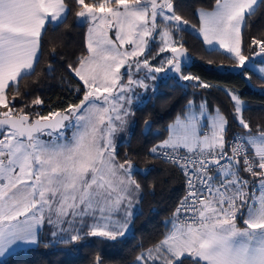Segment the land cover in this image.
Segmentation results:
<instances>
[{
  "label": "snow or ice",
  "instance_id": "snow-or-ice-1",
  "mask_svg": "<svg viewBox=\"0 0 264 264\" xmlns=\"http://www.w3.org/2000/svg\"><path fill=\"white\" fill-rule=\"evenodd\" d=\"M261 3L215 0L212 11L195 13L205 52L225 56L233 62L228 70L248 80L250 74L264 79V59H255L264 58V38L253 37V56L244 54V29ZM73 5L76 25H88L87 55L68 65L82 98L47 114L36 110L40 96L17 108L27 95L20 81L36 71L44 33L64 23ZM178 9L177 0H0V264L41 245L78 250L90 238L119 243L132 231L142 200L136 177L152 170L136 167L128 153L120 158L116 134L134 125V106L142 110L159 82L215 87L184 74L192 58L176 34L188 31L189 21ZM53 71L50 63L45 74ZM225 91L240 132L230 133L228 117L210 111L206 100L189 99L167 135L148 149L182 174L185 195L165 220L162 238L133 264H264V124L253 129L240 95ZM151 123L144 122L143 134ZM94 264H103L101 254Z\"/></svg>",
  "mask_w": 264,
  "mask_h": 264
},
{
  "label": "trees",
  "instance_id": "trees-1",
  "mask_svg": "<svg viewBox=\"0 0 264 264\" xmlns=\"http://www.w3.org/2000/svg\"><path fill=\"white\" fill-rule=\"evenodd\" d=\"M69 2L71 3V0ZM177 2L179 13L189 21L188 31L176 34V38L183 43L192 58L191 67L186 68L184 74L199 76L201 80L215 87L199 90L192 87L194 81L168 80L166 84L159 82L155 95L151 88L148 89L145 95L147 104L142 110H136L134 106L135 114L131 117L134 125H130L127 137L117 142L120 145V158L128 153L136 167H147L152 171L147 176L136 177L142 186V200L138 205L139 214L132 225V231L119 243L98 244L96 238H90L86 245H79L78 250L70 251L71 246L63 245L46 250L41 245L32 253L18 255L12 264H93L98 253L103 257V264H133L135 257L144 248L151 247L162 238L166 230L164 222L170 217L184 191L185 182L182 174L160 160L153 159L149 156L148 149L167 135L165 131L167 125L181 112L187 101L194 99L199 105L206 100L208 108L219 109L228 117L230 133H237L241 129L232 119L233 102L225 89L234 90L247 106L243 115L253 129L258 124H264V95L253 91V89H264V79L258 78L257 74H250V80L242 73L234 74L228 70L232 61L219 53L209 55L204 50L206 46L197 30L199 17L195 13L198 9L213 8L215 0H177ZM76 10L73 5L67 20L54 30L52 25L48 26L44 33L43 50L35 73L20 81V91L27 95L22 101H17V108L23 104H31L33 99L40 96L44 103L36 110L41 114H47L49 111H60L68 104L77 103L82 98V92L79 94L76 92L80 82L68 69L69 64H75L80 56L87 54V24L76 25ZM253 37L264 38V3L260 4L256 14L251 17L244 29V54L249 57H252L256 50L254 47H249ZM53 49L56 51L54 59L50 57ZM155 51L156 49L153 50V55ZM255 59L259 62L264 58ZM157 60L155 65L159 63ZM210 60L214 62L212 65L208 63ZM50 63L54 71L45 74V69ZM221 64L225 66L224 69L217 71L216 68ZM186 83L188 87L185 89L182 85ZM11 94L10 92L9 95ZM146 120L152 122L151 132L143 134ZM129 134L130 142L125 143ZM49 231L46 226L42 235L47 237Z\"/></svg>",
  "mask_w": 264,
  "mask_h": 264
},
{
  "label": "rangeland",
  "instance_id": "rangeland-1",
  "mask_svg": "<svg viewBox=\"0 0 264 264\" xmlns=\"http://www.w3.org/2000/svg\"><path fill=\"white\" fill-rule=\"evenodd\" d=\"M87 29H88V25L86 26V37H87ZM197 30H198V29H197ZM110 35H112V36L114 37V33H110ZM206 47H208V46L206 45ZM156 50H157V49H156ZM86 55H87V54H86ZM166 55H170V54H166ZM157 61H159V63H158L156 66H159V64H160V59H158ZM259 66H260V65H257V67H259ZM123 71H125V70L122 69V72H123ZM160 75H162V74H160ZM124 79L126 80L127 77L125 76ZM150 82H151V81H147V83H149V84H150ZM136 91H137V92H141V93L144 92L143 89H137ZM232 91H234V90H232ZM234 92H236V91H234ZM236 93H237V92H236ZM145 97H146V96H144V99H146ZM78 102H79V101H78ZM78 102H77V103H78ZM215 110H216V108L212 109L211 111L214 112ZM173 120H174V119H173ZM173 120H172V121H173ZM172 121H171V122H172ZM129 129H130V126H129L128 128H126L124 131H121V132H119V133L116 134L117 142H118L119 140H121V139L127 137L128 133H129Z\"/></svg>",
  "mask_w": 264,
  "mask_h": 264
},
{
  "label": "crops",
  "instance_id": "crops-1",
  "mask_svg": "<svg viewBox=\"0 0 264 264\" xmlns=\"http://www.w3.org/2000/svg\"><path fill=\"white\" fill-rule=\"evenodd\" d=\"M204 10H207V11H212L213 10V8H211V9H204ZM198 29H199V27H198ZM199 33V32H198ZM202 37V36H201ZM202 39H203V37H202ZM206 46V45H205ZM218 47V46H217ZM258 62V61H257ZM257 65H259V63H257ZM209 110L211 111L212 109H210L209 108ZM149 248V247H148ZM145 249H147V248H144L143 250H145ZM142 250V251H143Z\"/></svg>",
  "mask_w": 264,
  "mask_h": 264
},
{
  "label": "built area",
  "instance_id": "built-area-1",
  "mask_svg": "<svg viewBox=\"0 0 264 264\" xmlns=\"http://www.w3.org/2000/svg\"><path fill=\"white\" fill-rule=\"evenodd\" d=\"M160 140H158V141H156L154 144H156V143H158ZM153 144V145H154ZM185 182V181H184ZM185 195V187H184V191H183V194H182V196H181V198L183 197ZM181 198H180V200H181Z\"/></svg>",
  "mask_w": 264,
  "mask_h": 264
},
{
  "label": "water",
  "instance_id": "water-1",
  "mask_svg": "<svg viewBox=\"0 0 264 264\" xmlns=\"http://www.w3.org/2000/svg\"><path fill=\"white\" fill-rule=\"evenodd\" d=\"M187 54L189 55V53H188V50H187ZM190 56V55H189ZM94 264V263H93Z\"/></svg>",
  "mask_w": 264,
  "mask_h": 264
}]
</instances>
